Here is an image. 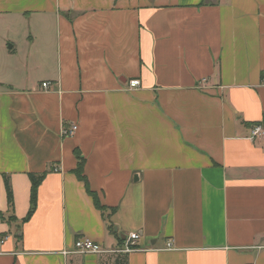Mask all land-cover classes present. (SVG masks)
I'll list each match as a JSON object with an SVG mask.
<instances>
[{"label":"crops","instance_id":"1","mask_svg":"<svg viewBox=\"0 0 264 264\" xmlns=\"http://www.w3.org/2000/svg\"><path fill=\"white\" fill-rule=\"evenodd\" d=\"M263 76L264 0H0V264H264Z\"/></svg>","mask_w":264,"mask_h":264},{"label":"built area","instance_id":"2","mask_svg":"<svg viewBox=\"0 0 264 264\" xmlns=\"http://www.w3.org/2000/svg\"><path fill=\"white\" fill-rule=\"evenodd\" d=\"M263 81H264V76H263ZM48 82L44 81V83L41 84V87H47ZM129 88L133 89V87L139 86V80L132 78V80H129L128 82ZM77 129V124H70L68 126L62 127V135L65 137H72ZM252 137L256 136H261L264 134V128L263 126L256 124L254 128L252 129ZM139 237V233L132 232L129 233V235L124 239V242L122 244V247L117 248V249H104L101 247L97 242L90 240L87 237H80L78 240H76L73 244V249L72 250H65V253H108V252H113V253H129L131 251L136 250L135 242L137 238ZM2 241V240H1ZM0 241V242H1ZM168 247H170V242L167 243Z\"/></svg>","mask_w":264,"mask_h":264},{"label":"trees","instance_id":"3","mask_svg":"<svg viewBox=\"0 0 264 264\" xmlns=\"http://www.w3.org/2000/svg\"><path fill=\"white\" fill-rule=\"evenodd\" d=\"M79 159V162H78V166H77V169L75 171V174L78 175V177L80 179H83L85 184H86V180H85V177L84 175L82 174V164H83V160L78 158ZM29 179H30V183H31V202H32V205L34 204L35 202V198H36V195H37V186L38 184L43 180L44 178V174H34V173H29ZM4 185H5V191L7 193V200H8V203L11 207H13L12 205V202H13V192L11 191V188H10V185H9V181L7 178H4ZM86 189L88 191V193L90 194V196L93 197V202L96 204V206L100 209V210H104L105 207L103 205H101L98 201V198L96 196V193L90 189L87 188V184H86ZM33 212V208L30 209L28 211V213L26 214V216L23 218L24 220H26L27 218L30 217L31 213ZM114 264H127V261H126V254H116L115 258H114Z\"/></svg>","mask_w":264,"mask_h":264}]
</instances>
